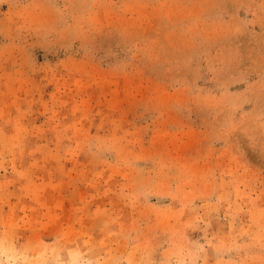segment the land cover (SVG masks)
<instances>
[{"label":"rangeland","instance_id":"rangeland-1","mask_svg":"<svg viewBox=\"0 0 264 264\" xmlns=\"http://www.w3.org/2000/svg\"><path fill=\"white\" fill-rule=\"evenodd\" d=\"M0 264H264V0H0Z\"/></svg>","mask_w":264,"mask_h":264}]
</instances>
